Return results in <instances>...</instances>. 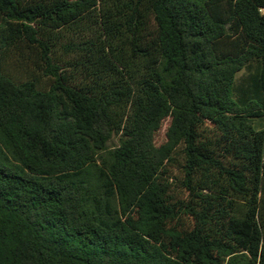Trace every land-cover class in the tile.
Returning <instances> with one entry per match:
<instances>
[{
	"label": "trees",
	"instance_id": "trees-1",
	"mask_svg": "<svg viewBox=\"0 0 264 264\" xmlns=\"http://www.w3.org/2000/svg\"><path fill=\"white\" fill-rule=\"evenodd\" d=\"M263 8L0 0V264H264Z\"/></svg>",
	"mask_w": 264,
	"mask_h": 264
},
{
	"label": "rangeland",
	"instance_id": "rangeland-1",
	"mask_svg": "<svg viewBox=\"0 0 264 264\" xmlns=\"http://www.w3.org/2000/svg\"><path fill=\"white\" fill-rule=\"evenodd\" d=\"M31 55V52L29 50H26V52L24 53V62L22 64H18L17 70L15 71V75L18 77V79L21 80H25L27 77L31 76V74H37V72H33L35 70V66L32 62V60H29L30 58H28V56ZM255 75V71H248L247 69H245L243 72H241L240 74H238L237 77V81L236 84L234 86V90H235V94L240 93L242 91H244V80L249 83L250 80H252L253 76ZM42 81V86L44 87H48L49 86V79H44V77H41ZM249 88V87H247ZM233 90V92H234ZM248 90V89H247ZM234 98L236 99V97L234 96ZM171 124V119L168 118L166 119L163 123H162V127L161 129L156 133L155 135V144L156 146H161L163 145L166 141V133L168 130V127ZM118 145V137H114L113 140L109 143L110 148H114Z\"/></svg>",
	"mask_w": 264,
	"mask_h": 264
},
{
	"label": "built area",
	"instance_id": "built-area-1",
	"mask_svg": "<svg viewBox=\"0 0 264 264\" xmlns=\"http://www.w3.org/2000/svg\"><path fill=\"white\" fill-rule=\"evenodd\" d=\"M260 12H261L262 14H264V8H263V9H261V10H260Z\"/></svg>",
	"mask_w": 264,
	"mask_h": 264
}]
</instances>
